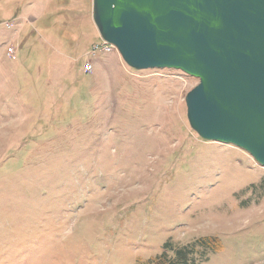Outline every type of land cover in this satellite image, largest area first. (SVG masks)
Returning a JSON list of instances; mask_svg holds the SVG:
<instances>
[{"label":"rangeland","instance_id":"374dc122","mask_svg":"<svg viewBox=\"0 0 264 264\" xmlns=\"http://www.w3.org/2000/svg\"><path fill=\"white\" fill-rule=\"evenodd\" d=\"M92 15L0 0V264H149L208 237L203 264H264V167L190 127L199 79L94 57Z\"/></svg>","mask_w":264,"mask_h":264},{"label":"water","instance_id":"95a60500","mask_svg":"<svg viewBox=\"0 0 264 264\" xmlns=\"http://www.w3.org/2000/svg\"><path fill=\"white\" fill-rule=\"evenodd\" d=\"M92 16L131 69L199 79L190 127L264 167V0H93Z\"/></svg>","mask_w":264,"mask_h":264},{"label":"trees","instance_id":"16d2710c","mask_svg":"<svg viewBox=\"0 0 264 264\" xmlns=\"http://www.w3.org/2000/svg\"><path fill=\"white\" fill-rule=\"evenodd\" d=\"M220 240L215 237L200 238L186 245H171L165 242L160 254H155L149 264H203L209 261L211 254L221 248Z\"/></svg>","mask_w":264,"mask_h":264},{"label":"built area","instance_id":"2783aa9c","mask_svg":"<svg viewBox=\"0 0 264 264\" xmlns=\"http://www.w3.org/2000/svg\"><path fill=\"white\" fill-rule=\"evenodd\" d=\"M7 27L8 28H11V25L10 24H7ZM99 51H103L105 53H113V52H117V49L112 46V45H109L107 44L106 42H102L101 45H98V47H96L94 50H93V55L94 57L97 56L98 52ZM6 55L9 59H13L16 57L17 55V52L15 51V49L13 47H9L7 49V52H6ZM95 62L94 61H88V63L85 65L84 67V71L86 74H91L93 73L94 71V68H95Z\"/></svg>","mask_w":264,"mask_h":264},{"label":"crops","instance_id":"0c3cea01","mask_svg":"<svg viewBox=\"0 0 264 264\" xmlns=\"http://www.w3.org/2000/svg\"><path fill=\"white\" fill-rule=\"evenodd\" d=\"M7 52V51H6Z\"/></svg>","mask_w":264,"mask_h":264}]
</instances>
